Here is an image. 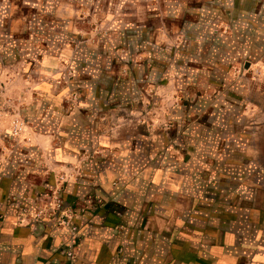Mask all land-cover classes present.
<instances>
[{
    "label": "rangeland",
    "instance_id": "374dc122",
    "mask_svg": "<svg viewBox=\"0 0 264 264\" xmlns=\"http://www.w3.org/2000/svg\"><path fill=\"white\" fill-rule=\"evenodd\" d=\"M0 111L13 140L0 176L35 169L47 180L38 193L27 181L28 202L2 219L54 239L40 264H75L105 244L95 230L110 200L68 202L92 164L112 200L133 192L172 234L209 193L213 215L255 220L264 241V0H0ZM147 143L164 157L138 161ZM80 208L98 209L85 230Z\"/></svg>",
    "mask_w": 264,
    "mask_h": 264
},
{
    "label": "crops",
    "instance_id": "0c3cea01",
    "mask_svg": "<svg viewBox=\"0 0 264 264\" xmlns=\"http://www.w3.org/2000/svg\"><path fill=\"white\" fill-rule=\"evenodd\" d=\"M111 68L113 65L104 66L107 70ZM115 82L111 77L110 84H118ZM137 85L139 86L134 84V86ZM127 86L130 90L129 83ZM119 93L121 91L114 93L115 97H118ZM125 93L129 95V92ZM1 129L0 150L13 142L11 132L5 131L6 128ZM38 138L47 146L53 141L51 136L41 135ZM86 142L90 143L88 140L82 143L86 144ZM159 148L147 143L140 149L138 161L148 162L151 154ZM30 150L27 154L30 159H26L28 162H32L35 158L34 150ZM158 152L155 156L160 155L156 158L159 161L165 153H161L160 149ZM96 166L97 164L87 166L86 184L81 188L71 189L68 192L70 194L68 202L82 204L84 208L91 209L96 205L98 196H105L107 200H110L108 210L102 212V224L95 230L105 236L106 242L91 246L89 249L85 248L83 260L75 264H264V241L260 243L258 238L254 237L255 220L250 219L251 222L248 221L247 225L243 224L240 215L235 220L232 219L229 224L225 220H220L213 215L216 207L211 204L213 198L211 194L202 195L197 204L192 199L191 204L182 211L183 224L175 223L176 230L172 234L165 230L164 223L158 227L155 224L158 221L150 219L148 214L150 210L146 208L145 201H141L133 192L117 195L115 200H112L110 193L114 190L110 192L103 186L102 180L100 181L101 173H98ZM32 170L27 175L15 168H7L0 176V264H40L41 260L49 259L52 255L48 247L54 243V239H51L49 234L36 238L26 228L17 227L11 221L2 220L10 217L17 207L24 204V201L25 204L28 202L26 195L33 189L27 181L32 182L34 178V193L45 190L42 184H46L47 180L39 181L41 174L35 169ZM11 194H16L20 199L11 201ZM163 201L167 204L176 202L172 198H164ZM81 208L78 210L80 214L77 223L85 230L98 209L89 214L83 212L81 214ZM199 217L203 219L198 220ZM254 218L258 220L257 215ZM119 220L125 221L126 230L117 236L109 230ZM158 228L161 230L155 237L153 232ZM199 233H202L201 241ZM120 248L122 252L119 251Z\"/></svg>",
    "mask_w": 264,
    "mask_h": 264
},
{
    "label": "built area",
    "instance_id": "2783aa9c",
    "mask_svg": "<svg viewBox=\"0 0 264 264\" xmlns=\"http://www.w3.org/2000/svg\"><path fill=\"white\" fill-rule=\"evenodd\" d=\"M17 127H18L17 125L14 127V131L15 132H18V128Z\"/></svg>",
    "mask_w": 264,
    "mask_h": 264
}]
</instances>
